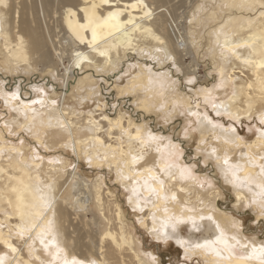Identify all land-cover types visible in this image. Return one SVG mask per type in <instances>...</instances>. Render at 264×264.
Segmentation results:
<instances>
[{
  "label": "bare ground",
  "instance_id": "6f19581e",
  "mask_svg": "<svg viewBox=\"0 0 264 264\" xmlns=\"http://www.w3.org/2000/svg\"><path fill=\"white\" fill-rule=\"evenodd\" d=\"M185 20L194 34L206 32L202 40L216 49L209 54L219 61L221 79L234 88L215 111L239 122L255 117L264 122V0H0V76L8 73L19 85L12 93L1 76L0 96L14 111L13 122L6 124L32 139L26 149L0 141V264H162L144 252L103 181L88 184L81 176L82 161L107 165L130 192L132 210L145 213L141 226L157 240L173 239L185 257L204 264H264V241L244 236L237 213L224 208L220 189L202 191L191 169L173 163L175 148L163 146L149 123L151 114L167 119L174 101L194 111L188 94L166 96L175 90L173 70L149 67L154 60L173 61L170 69L183 62L181 48L189 38L181 31ZM225 63L232 64L226 74ZM38 71L41 75H33ZM22 73L30 74L21 78L31 100L37 99L33 103L23 99V82L15 79ZM45 83L55 85L57 94L49 97L42 88L34 98L33 85ZM200 93L205 101L209 92ZM108 96H125L141 116L106 112L102 102ZM93 99L99 104L93 112L75 111ZM199 133L219 144L211 155L233 189V207L264 208L263 128L247 141L237 130L205 118ZM37 146L71 150L75 167L68 170L70 164L59 157L39 158L31 152ZM92 210L95 218L86 221ZM182 222L195 230L206 226V237L185 241L178 229ZM67 227L73 228L72 237Z\"/></svg>",
  "mask_w": 264,
  "mask_h": 264
},
{
  "label": "rangeland",
  "instance_id": "374dc122",
  "mask_svg": "<svg viewBox=\"0 0 264 264\" xmlns=\"http://www.w3.org/2000/svg\"><path fill=\"white\" fill-rule=\"evenodd\" d=\"M185 23L186 20L183 21L184 29H181V31L184 32L185 35L189 36V38L187 39V44L183 46L184 50L181 48L183 62H181L180 65L177 64L176 67L171 66L170 69L168 67L173 64V61L167 62L165 59H162L161 61L154 60L149 63V67L159 73H165L166 71L173 70L176 79L173 84L175 90L172 92H166V96L168 95L167 97L169 99H174L176 97V93L188 94L191 98L187 99V101L190 103V108L194 109V111L184 109L182 106L176 103V101H174V107L166 110L167 119H159L157 118L158 116L149 114L150 116H153L149 120V123L152 125V128H154V130L161 137H163V146L169 147V150H173L175 148L176 156L174 157L173 163L184 168L191 169L193 174L191 178L196 179L195 182L198 184V187L200 186L199 188H201L202 191L208 190L209 187L220 189V199L225 206L224 208L229 213H237L234 216L242 221L243 225L241 231L245 232L244 236L249 240L264 241V208L260 209L261 207H256L253 204L250 206L245 205L239 207L240 209L233 207V189L231 186L225 183L220 171L217 168V159L212 156L214 155L213 147L219 144L213 138V136L206 139H201L199 133L200 121L208 118L210 121L214 122L215 125L222 127L225 130H237L241 137L247 141H251L257 136L261 130V127L264 131V122L259 120L257 117L239 122L233 117L226 116V114H221L215 111L214 107L216 106V103L226 100L234 92V88L232 85L231 88H226L225 84L223 83L224 80L221 79L222 75H220L218 72L219 61L215 56L209 54L214 52L216 49L212 50L210 44H207L204 40H202V37L206 35V32L201 29L203 35L200 34L201 32L194 34L189 25H186ZM185 27H187L186 33ZM193 35H195V38H192ZM183 44L184 43L180 45ZM186 48L188 51H185ZM68 64L69 60L67 62L65 61L64 66H67ZM123 65L128 69V62ZM64 66L60 67V72H64ZM224 66V74H226L232 68V64L225 63ZM47 71L49 70H46L45 73ZM52 73L53 76L56 77L55 79L60 81V78L54 72ZM36 74L41 75L39 71L38 73H33V75ZM44 75L49 76L50 74L46 73ZM1 76L6 79L5 86L7 90H11L13 93V89L16 90L19 88V85L12 83L14 78L10 74L3 73ZM9 76L11 79H9ZM29 76L30 74L24 75L22 73L19 76H15V79L20 78V80L17 81L19 84H21V81L23 82V78L21 77L29 78ZM1 83L2 80L0 81V84ZM122 84H126V79L122 81ZM26 85L27 82L25 83L24 80L22 85V88L24 89H21V95L24 100H27V102L33 103L37 99L31 100L29 94L26 93V90H29L30 88H28ZM43 85H47V88ZM42 88L48 91L46 92V95L49 97H54V95L57 94L56 87L53 84H34L32 90L33 93L35 91L34 98L40 94L39 89ZM87 89L88 87L84 88L83 91L87 92ZM204 89H206L209 93H207V98H205V101H202V98L197 96L199 95V92L202 93ZM112 98V96L104 97V101L102 103H104V110L106 112H111V114L115 115L119 111H125L135 119L141 116V112L136 107L134 102L127 101L128 99L125 98V96L117 97L119 99L114 97V100ZM124 99L127 100L125 101ZM56 101L58 102L57 106H61V98L57 99ZM70 105L73 106V104ZM98 105V100L93 99L92 101H87L85 104H82L76 108L75 111L78 114L88 115V113L93 112ZM13 112L14 111L5 103L4 97L0 96V138L3 140L0 141L6 144L14 143L17 147L22 145V147L26 149L27 146L31 145L32 139L26 133H20L19 130L12 131L14 125L8 126L6 124L13 122ZM100 113L101 112H99V114ZM169 116L172 118L171 121H168ZM37 147L38 148L33 147L31 152L35 151L39 158L45 161L54 162V160L59 157L61 160L64 159L70 164L69 167L66 166L68 167V170H71L75 167L77 161L71 150H67L60 146L52 149H47L45 146ZM149 149L150 148L147 150ZM150 153L154 152L151 150L149 154ZM211 153L213 154L211 155ZM241 153V150L238 149L237 154L240 155ZM78 171L81 176L85 178L88 184H94L98 179H100L103 181V188L114 194V197L122 207V220L133 232L135 238L139 241L140 246L144 249L145 253L153 254L155 259H157L162 264H204L200 258L188 256L185 257L184 248L178 245L173 239H169L167 241L157 240L152 235H150L149 231L141 226L139 221L145 213H140L139 215L138 212L132 210L128 203L130 192H127L126 189L116 182L115 174H113L107 168V165L92 166L88 162L82 161ZM104 197L106 199V195ZM95 212V210H92L90 213H88L86 221H90L91 219L95 218L97 214V212ZM71 219L75 218L71 217ZM75 225H79L77 221L74 222V226ZM112 227L117 228V222H113ZM190 228L191 227L187 222H182L178 226L179 233L185 241H201L206 237L208 232L206 226L199 230ZM68 229L69 227H67V232L70 234L69 237H72L70 231L72 232L73 228L71 227L69 230ZM92 229L95 232L101 230L99 227H92ZM73 237L75 236L73 235ZM90 245L92 247V242ZM22 250L24 254L27 253L25 246L22 247ZM92 251L95 252V250ZM1 256L2 255H0V257ZM76 257L79 258L77 255ZM131 260L132 259L130 257L126 258V261L129 263H132Z\"/></svg>",
  "mask_w": 264,
  "mask_h": 264
}]
</instances>
